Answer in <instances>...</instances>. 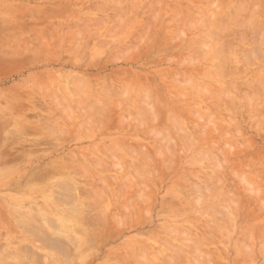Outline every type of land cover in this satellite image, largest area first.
<instances>
[{"label":"rangeland","instance_id":"rangeland-1","mask_svg":"<svg viewBox=\"0 0 264 264\" xmlns=\"http://www.w3.org/2000/svg\"><path fill=\"white\" fill-rule=\"evenodd\" d=\"M263 87L264 0H0V264H264Z\"/></svg>","mask_w":264,"mask_h":264},{"label":"bare ground","instance_id":"bare-ground-1","mask_svg":"<svg viewBox=\"0 0 264 264\" xmlns=\"http://www.w3.org/2000/svg\"><path fill=\"white\" fill-rule=\"evenodd\" d=\"M88 1H89V0H88ZM254 1H255V0H254ZM72 2H73V1H72ZM74 2H75V1H74ZM74 2H73V3H74ZM209 2H210V0H209ZM85 3H87V2H85ZM88 3H89V2H88ZM111 3H112V2H111ZM116 3H117V2H116ZM132 3H133V2H132ZM241 3H242L241 5L244 4L243 2H241ZM96 4H97V3H96ZM83 5H84V4H83ZM94 5H95V3H93V7H94ZM97 5H99V4H97ZM134 5H135V3H134ZM237 5H238V4H237ZM251 5H252V4H251ZM255 5H256V4H255ZM102 6H103V5H102ZM102 6H101V9H102ZM144 6H145V5H143V7H144ZM238 6H239V5H238ZM87 7H88V5H87ZM98 7H99V6H98ZM107 7H110V6L107 5ZM107 7H106V9L109 10ZM115 7H116V6H115ZM137 7H138V6H137ZM143 7H142V9H143ZM251 7H252V6H250V8H251ZM63 8H64V7H63ZM83 8H84V7H83ZM85 8H86V5H85ZM88 8H89V7H88ZM99 8H100V7H99ZM112 8H113V7H112ZM112 8H111V9H112ZM116 8H117V7H116ZM128 8H129V7H128ZM135 8H136V7H135ZM255 8H256V7H255ZM66 9H68V8H66ZM106 9H105V6H104V10H106ZM117 9H118V8H117ZM136 9H137V8H136ZM144 9H145V7H144ZM144 9H143V10H144ZM193 9H194V8H193ZM193 9H192V10H193ZM243 9H244V8H243ZM102 10H103V9H102ZM128 10H129V9H128ZM137 10H138V9H137ZM248 10H249V9H248ZM250 10H251V9H250ZM253 10H256V9L253 8ZM253 10L251 11V13H254ZM119 11H120V10H118V11H116V12H119ZM129 11H130V10H129ZM241 11H242V9H241ZM42 12H43L42 14H41V12H40L41 15L44 14V10H43ZM120 12H121V11H120ZM130 12H131V11H130ZM136 12L139 13V11H136ZM141 12H142V11H141ZM45 13H46V12H45ZM152 13H153V12H152ZM176 13H178V11H177ZM119 14H122V13H119ZM139 14H140V13H139ZM108 15H109V14H108ZM127 15H130V14H127ZM153 15H154V14H153ZM183 15H185V14H183ZM114 16H115V15H114ZM114 16H113V17H114ZM175 16L177 17V15H175ZM178 16H179V15H178ZM64 17H65V16H64ZM105 17H106V16H105ZM115 17H117V16H115ZM115 17H114V18H115ZM160 17L163 18V16H160ZM160 17H159V19H160ZM184 17H185V16H184ZM184 17H183V18H184ZM240 17H241V16H240ZM240 17H239V18H240ZM108 18H109V17H108ZM121 18H123V17H121ZM121 18L119 17V20H121ZM129 18H130V17H129ZM153 18H155V17H152V16H151V19H153ZM177 18H178V17H177ZM177 18H176V19H177ZM222 18H224V20H225V17H224V16H222L221 19H222ZM65 19H68V17L65 18ZM106 19H107V17L105 18V22H106ZM95 20L97 21L96 18H95ZM109 20H113V18H111V19H109ZM179 20H180V18H179ZM184 20H185V19H184ZM218 20H219V19H218ZM244 20H245V19H244ZM244 20H243V21H244ZM100 21H101V23H103V20H99L98 22H100ZM159 21H160V20H159ZM163 21H164V20H163ZM177 21H178V20H177ZM177 21H176V22H177ZM222 21H223V19H222ZM222 21H221V22H222ZM82 22H83V20H82ZM84 22H85V20H84ZM98 22H94L93 24L96 25V23H98ZM148 22H150V21H148ZM165 22H167V21H165ZM178 22H179V21H178ZM218 22H219V21H218ZM119 23H120V21H119ZM174 23H175V21H174ZM235 23H237V22H235ZM98 24H99V23H98ZM237 24H238V23H237ZM239 24H240V23H239ZM244 24H245V23H244ZM252 24H253V22H252ZM61 25H62V24H61ZM82 25H83V24H82ZM88 25L90 26V24H88ZM116 25H119V24L116 23ZM147 25H149V24L147 23ZM147 25H146V26H147ZM224 25H225V23H224ZM224 25L222 24V27H223ZM55 26H56V25H55ZM84 26H86V23L84 24ZM119 26H120V25H119ZM146 26H145V28H146ZM172 26H174V25H172ZM236 26H237V25H236ZM244 26H245V25H244ZM49 27H50V26H49ZM115 27H116V26H115ZM148 27H149V26H148ZM253 27H254V25H253ZM56 28H57V27H56ZM60 28H61V27H60ZM224 28L226 29V26H224L223 28H221V30L224 29ZM48 29H49V28H48ZM48 29H47V30H48ZM57 29H58V28H57ZM65 29H66V27H65ZM146 29H147V28H146ZM146 29H145L144 31H146ZM148 29H151V28H148ZM148 29H147V31H148ZM225 29H224V30H225ZM247 29H248V28H247ZM247 29H246V30H247ZM249 29H250V28H249ZM249 29H248V30H249ZM49 30L51 31V28H50ZM240 30H241V29H240ZM63 31H64V30H63ZM66 31H67V30H66ZM147 31H146V32H147ZM149 31H151V30H149ZM149 31H148V32H149ZM233 31H234V30H233ZM233 31H232V32H233ZM250 31L252 32V29H251ZM47 32H49V31H47ZM51 32H52V31H51ZM54 32H55V31H54ZM139 32H141V31L139 30ZM146 32H142V33H145V35H146ZM148 32H147V33H148ZM151 32H152V31H151ZM62 33H63V32H62ZM149 33H150V32H149ZM236 33H237V32H236ZM236 33H235V34H236ZM239 33H240V31H239ZM239 33H237V34H239ZM140 34H141V33H140ZM223 34H224V33H223ZM63 35H64V34H63ZM145 35H144V36H145ZM226 35H227V34H226ZM240 35H241V34H239V35H237V36L239 37ZM41 36H42V35H41ZM64 36H65V35H64ZM229 36H230V35H229ZM237 36H236V37H237ZM42 37H43V36H42ZM46 37L48 38V35H47ZM62 37H63V36H62ZM62 37H61V38H62ZM137 37H138V38H136V39H140V38H142V37L139 38V36H137ZM145 37H148V36H145ZM238 37H237V38H238ZM241 37H243V35H242ZM61 38H60V40H59L58 42L61 41ZM148 38H149V37H148ZM148 38H147V41H150V39L148 40ZM33 39H34V38H32V40H33ZM38 39H40V38H38ZM41 39H42V38H41ZM143 39H144V38H143ZM145 39H146V38H145ZM145 39H144V40H145ZM231 39H234V38L231 37ZM240 39H241V38H240ZM141 40H142V39H141ZM141 40H138V41H139V42H138L139 44H140V41H141ZM225 40H226V39H225ZM76 41H78V40H76ZM131 41H132V40H131ZM170 41H172V40H170ZM223 41H224V40H223ZM230 41H231V40H230ZM230 41H228V42H230ZM241 41H242V39H241ZM38 42H39V41H38ZM58 42H55V44L58 43ZM145 42H146V40H145ZM228 42H227V43H228ZM233 42H234V41H233ZM233 42L231 41V44H232ZM30 43H31V45H35V44L32 43V41H31ZM108 43H109V41H108ZM138 43H137V44H138ZM225 43H226V41H225ZM225 43H224V45H225ZM59 44L61 45V43H58V45H59ZM130 44L132 45V43H130ZM137 44H136V45H137ZM139 44H138V45H139ZM133 45H134V44H133ZM136 45H135V46H136ZM147 45H148V44H147ZM222 45H223V44H222ZM235 45H236V44H235ZM37 46H38V45H37ZM167 46H168V45H167ZM231 46H232V45H231ZM131 47H133V46H131ZM229 47H230V46H229ZM237 47H238V46H237ZM237 47H236V48H237ZM126 48H127V47H126ZM128 48H129V47H128ZM142 48H143V47H142ZM236 48H235V49H236ZM57 49L59 50V48H57ZM130 49H131V48H130ZM224 49H225V48H224ZM230 49H231V48H230ZM238 49H239V51H240V48H238ZM58 50H57V51H58ZM135 50H136V48H135ZM135 50H134V51H135ZM236 50H237V49H236ZM51 51H52V50H51ZM55 51H56V50H55ZM121 51H122V50H121ZM125 51H126V50H125ZM125 51H123V53H124ZM128 51H129V50H128ZM223 51H225V50H223ZM237 51H238V50H237ZM126 52H127V51H126ZM127 53H128V52H127ZM56 54H57V53H56ZM58 54H59V52H58ZM84 54H85V53H84ZM84 54H83V55H84ZM101 54H102V53H101ZM103 54H104V53H103ZM115 54H116V53H115ZM124 54H125V53H124ZM124 54H123V55H124ZM226 54H227V52H226ZM118 55L121 56V54H118ZM98 57H99V56H98ZM98 57H97V58H98ZM101 57H102V56H101ZM82 58H83V57H82ZM106 58H107V57H106ZM111 58L113 59V57H111ZM118 58H119V57H118ZM171 58H172V57H171ZM98 59H99V58H98ZM229 59H230V58H229ZM240 59H241V58H240ZM108 60H109V59H108ZM170 60H172V59H170ZM241 60H242V59H241ZM172 61H173V60H172ZM229 61H230V60H229ZM151 62H152V61H151ZM153 62H154V61H153ZM225 64H226V63H225ZM226 65H227V67H228V63H227ZM223 67H224V66H223ZM223 67H221V68L223 69ZM224 68H225V67H224ZM226 69H227V68H226ZM226 69H225V70H226ZM233 69H234V68H233ZM223 70H224V69H223ZM228 70H230V68H229ZM231 70H232V68H231ZM223 72H224V71H223ZM225 72H227V71H225ZM225 72H224V73H225ZM229 72H230V71H229ZM229 72H228V73H229ZM231 72H232V71H231ZM223 76H224V74H223ZM230 76H231V74H230ZM225 78H227L226 75H225ZM105 80H106V79H105ZM223 80H224V79H223ZM149 81H150V80H149ZM105 82H106V81H105ZM99 83H100V82H99ZM118 83H119V82H118ZM234 83H235V82H234ZM81 84H82V83H81ZM122 84H123V83H122ZM145 84H146V83H145ZM235 84H236V83H235ZM97 85H98V84H97ZM100 85H101V84H100ZM105 85L107 86V83H106ZM105 85H104V86H105ZM151 85H152L151 90H153V87H154V86H153V84H151ZM244 85H245V86H246V85L248 86L249 84H244ZM65 86H66V85H65ZM102 86H103V85H102ZM102 86H100V87H102ZM118 86H119V85H118ZM118 86H117V87H118ZM232 86H233V85H232ZM92 87H93V86H92ZM125 87H127V86L125 85ZM125 87H124V88H125ZM249 87H250V86H249ZM118 88H119V87H118ZM132 88H133V86L131 87V90H132ZM147 88H148V87H147ZM234 88H237V87H235V85H234ZM263 88H264V87H263ZM105 89H106V87H105ZM155 89H156V88H155ZM252 89H253V88H252ZM81 90H82V88H81ZM114 91H115V90H114ZM133 91H134V90H133ZM144 91H145V90H144ZM115 92H116V94H117V91H115ZM124 92H125V90H124ZM124 92H123V93H124ZM128 93H129V92H128ZM141 93H142V92H141ZM148 93H149V92H148ZM148 93H145V94L147 95ZM130 94H131V92L129 93V95H130ZM99 95H100V94H99ZM121 95H122V94H121ZM121 95H120V96H121ZM152 95H153V94H152ZM105 97H108V96H105ZM153 97H155V96H153ZM123 98H124V97H123ZM84 99H85V98H83V100H84ZM107 99H108V98H107ZM144 99H146V98H144ZM61 100H62V99H61ZM63 100H64V99H63ZM63 100H62V102H63ZM69 100H70V99H68V101H69ZM99 100H100V99H99ZM131 100H133V102H134V99H133V98H131ZM131 100H130V101H131ZM147 100H148V99H147ZM153 100H154V98H153ZM53 101H54V100H53ZM137 101H138V100H137ZM216 101H217V100H216ZM216 101H215V102H216ZM62 102H61V103H62ZM82 102H83V101H82ZM90 102H91V101H90ZM102 102H103V101H102ZM133 102H132V103H133ZM49 103H50V102H49ZM58 103H60V102H58ZM58 103L56 102V105H57V106H58ZM132 103H131L130 105H132ZM216 103H217V102H216ZM218 103H219V102H218ZM46 104H47V103H46ZM87 104H89L88 106L90 107L91 104H90V103H87ZM151 104H154V105H155V102H154V103L151 102ZM213 104H214V102H213ZM213 104H212V105H213ZM59 105H60V104H59ZM80 105H82V103H81ZM117 105H118V104H117ZM121 105H122V104H121ZM121 105H120V107H119V106H117V107L121 108ZM158 105H159V104H158ZM214 105H216V104H214ZM57 106H56V107H57ZM66 106L68 107V106H70V105H66ZM76 106H77V105H76ZM105 106H106V105H105ZM207 106H208V105H207ZM77 107H78V106H77ZM106 107H107V106H106ZM108 107H109V106H108ZM209 107L211 108V106H209ZM94 108H95V107H94ZM111 108H113V107H111ZM115 108H116V107H115ZM115 108H114V109H115ZM138 108H139V107H138ZM210 108H209V109H210ZM217 108H218V107H217ZM65 109H67V108L65 107ZM71 109H73V108H71ZM82 109H83V108H82ZM123 109H124V107H123ZM62 110H63V109H61V111H62ZM68 110H69V109H68ZM73 110L76 111L75 108H74ZM80 110H81V109H80ZM97 110H98V109H97ZM109 110H110V109L108 108V112H109ZM213 110H214V109H213ZM47 111H48V113L51 112L49 109H48ZM49 111H50V112H49ZM63 111H64V110H63ZM69 111H70V110H69ZM69 111H68V115H65V118H66L67 116L70 115L71 111H70V113H69ZM83 111H84V109H83ZM88 111H90V110H88ZM95 111H96V110H95ZM102 111H104V110H102ZM106 111H107V110H106ZM106 111H105V112H106ZM207 111H208V110H207ZM108 112H106V114H104V115L106 116V115L108 114ZM110 112H111V111H110ZM112 112H113V111H112ZM96 113H97V111H96ZM103 113H104V112H103ZM132 113H133V112H132ZM66 114H67V113H66ZM71 114H72V113H71ZM97 114H98V117H99V116H100L99 113H97ZM97 114L95 115V118H96ZM100 114H101V110H100ZM58 115H59V114H58ZM58 115H57V116H58ZM93 115H94V114H93ZM104 115H103V117H104ZM127 115H129V114H127ZM153 115H154V114H153ZM40 116H41V115H40ZM55 116H56V115H55ZM90 116H92V114H91ZM129 116H130V115H129ZM155 116H156V115H155ZM51 117H52V116H51ZM69 117H70V116H69ZM123 117H124V116H123ZM71 118H72V117H71ZM105 118H107V117H105ZM105 118H104V121H105ZM47 119H48V118H46V121H48ZM55 119H56V118H55ZM66 119H67V118H66ZM97 119H99V118H97ZM107 119H108V118H107ZM121 119H122V118H121ZM124 119H125V118H124ZM124 119H122L123 122H124ZM126 119H127V118H126ZM154 119H155V117H154ZM49 120H50V119H49ZM52 120H53V121H52ZM89 120H92L91 117L89 118ZM118 120H119V119H118ZM122 120H121V121H122ZM51 121L54 122V117L51 119ZM51 121H49V122H51ZM101 121H102V120H101ZM128 121H129V119H128ZM62 122H63V121H62ZM62 122H61V123H62ZM64 122H65V120H64ZM96 122H97V121H96ZM98 122H99V121H98ZM123 122H122V124H123ZM40 123H41V122H40ZM116 123H117V122H116ZM82 124H83V123H82ZM97 124H99V123H96V125H97ZM75 125H76V124H75ZM78 125H81V124L78 123ZM120 125H121V123H120ZM132 125H133V124H132ZM121 126H122V125H121ZM123 126H124V125H123ZM77 127H79V126H76L75 128H77ZM130 128H132V127H130ZM78 129H79V128H78ZM117 129H118V128H117ZM97 130H98V128H97ZM97 130H96V131H97ZM129 131H130V130H129ZM54 138H55V137H54ZM101 147H102V146H101ZM123 147H125V146H123ZM61 149H62V148H61ZM89 149H91V148H89ZM125 149H126V148H125ZM82 150H83V149H82ZM102 150H103V149H102ZM109 150L112 151L111 148H110ZM127 150H128V149H126V152L129 151V150H128V151H127ZM85 151H86V150H85ZM88 151H89V150H88ZM88 151H87V152H88ZM104 151H105V150H104ZM145 151H146V150H145ZM91 152H94V151L91 150ZM105 152H106V151H105ZM107 152H108V150H107ZM107 152H106V153H107ZM131 152H132V151H131ZM133 152H134V151H133ZM136 152H137V151L135 150V153L132 154V155L137 154ZM68 153H69V152H68ZM88 153H89V156H90V152H88ZM88 153H85V154H88ZM106 153H105V154H106ZM92 154H93V153H92ZM108 154H109V153H108ZM108 154H107V156H109ZM130 154H131V153H130ZM141 154H142V153H141ZM143 154H144V151H143ZM143 154H142V155H143ZM145 154H146V153H145ZM69 155H70V154H69ZM72 155H73V154H72ZM92 156L94 157V155H92ZM92 156H91V157H92ZM136 156H137V155H136ZM72 157L74 158V156H72ZM95 157H96V156H95ZM142 157H146V158L148 159L147 155H146V156L143 155V156H141L140 158L142 159ZM99 158H100V157H99ZM149 158H150V157H149ZM65 160H66V158H65ZM74 160H75V159H74ZM96 160H97L96 162H95L94 160H93V161H94L95 163H98V162H99L98 160H100V159H98V157H97ZM102 160H103V159H102ZM88 161H89V159H88ZM141 161H142V160H141ZM69 162H72V161H69ZM73 162H74V161H73ZM91 162H92V161H91ZM103 162H104V161H103ZM105 162H106V161H105ZM118 162H119V161H118ZM100 163H101V165H102V162H100ZM143 163H144V162H143ZM143 163H142V164H143ZM138 165H139V164H138ZM122 166H123V165H122ZM122 166H120V167H122ZM142 166H143V165H142ZM50 167H51V166H50ZM104 167L106 168V166H104ZM107 167H108V166H107ZM124 167H125V166H124ZM148 167H149V166H148ZM150 167H151V166H150ZM51 168H52V167H51ZM125 168H126V167H125ZM137 168H138V166H137ZM139 168H140V165H139ZM141 168H142V167H141ZM143 168H145V167H143ZM143 168H142V169H143ZM49 169H50V168H49ZM126 169H127V168H126ZM126 169H125V170H126ZM135 169H136V168H135ZM106 170H107V169H105V170H103V171H106ZM143 170H145V169H143ZM150 170H151V168H150ZM57 171H58V170H57ZM100 171H101V170H100ZM103 171H102V172H103ZM148 171H149V169H148ZM52 172H53V171H52ZM75 172H76V171H75ZM83 173L85 174V172H83ZM83 173H80V174H83ZM126 173H127V172H126ZM56 174H57V173H56ZM128 174H129V172H128ZM85 175H86V174H85ZM92 175H93V174H92ZM136 175H137V173H136ZM86 176H87V175H86ZM104 176H105V175H104ZM126 176H128V175H126ZM126 176H125V177H126ZM134 176H135V175H134ZM102 177H103V176H102ZM106 177H107V176H106ZM125 177H124V178H125ZM129 177H130V175H129ZM132 177H133V176H132ZM132 177H131V178H132ZM112 178H113V177H112ZM116 178H117V177H116ZM122 178H123V177H122ZM126 178H127V177H126ZM126 178H125V179H121V180H124L123 183H124V182L127 183ZM134 178H135V177H134ZM138 178H141V177L138 176ZM42 179H43V178H42ZM88 179H89V177H88ZM118 179H119V178H118ZM97 180H99V179H97ZM97 180H96V181H97ZM108 180H109V179H108V177H107L106 182H107ZM111 180H112V179L110 178V181H111ZM119 180H120V179H119ZM119 180H118V181H119ZM136 180H137V182H138V179H136ZM100 181H101V180H100ZM110 181H109V183H107V184L112 185L114 179L111 181L112 184H111ZM115 181H116V180H115ZM115 181H114V182H115ZM132 181H133V180H132ZM90 182H92V181H90ZM103 182H104V181H103ZM119 182L122 183L121 181H119ZM86 183L88 184L87 181H86ZM101 183H102V182H101ZM126 183H125V184H126ZM67 184H68V182H67ZM69 184H70V183H69ZM87 184H86V185H87ZM89 184H90V183H89ZM92 184H93V186H94V183H92ZM92 184H91V185H92ZM97 184H99V185L101 186L100 183H97ZM102 184H103V183H102ZM105 184H106V183H105ZM105 184L102 185L101 187H103V186H107V184H106V185H105ZM75 185H76V184H75ZM99 185H98V187H99ZM123 185H124V184H123ZM127 185H128V184H127ZM136 185H137V184H136ZM139 185H140V183H139ZM69 186H70V185H69ZM69 186H68V187H69ZM71 186H72V185H71ZM116 186H117V185H116ZM120 186H121V184H120ZM137 186H138V185H137ZM98 187H97V188H98ZM107 187H108V186H107ZM121 187H122V186H121ZM124 187H125V186H124ZM138 187H140V186H138ZM76 188H78V187H76ZM93 188H94V187H93ZM95 188H96V187H95ZM103 188H104V187H103ZM105 188H106V187H105ZM105 188H104V189H105ZM119 188H120V187H119ZM135 188H137V187L135 186ZM73 189H74V186H73ZM98 189H99V191L101 190L100 188H98ZM108 189H109V188H108ZM108 189H105V190H107V192H108V191H109ZM117 189H118V186H117ZM120 189H121V188H120ZM120 189H119V190H120ZM71 190H72V189H71ZM82 190H83V189H81V191H82ZM74 191H75V190H74ZM79 191H80V189H79ZM83 191H84L85 193L87 192V191H85V190H83ZM88 191H89L90 194H91V191H90V190H88ZM101 191H102V190H101ZM101 191H100V192H101ZM76 192H77V190H76ZM76 192H75V193H76ZM84 192H83V193H84ZM118 192H119V191H118ZM57 193H58V192H57ZM87 193H88V192H87ZM98 193H99V192H98ZM98 193H97V194H98ZM101 193H102V192H101ZM101 193H100V195H99V194H98V195L101 196ZM103 193H104V192H103ZM77 194L79 195V193H77ZM80 194H81V192H80ZM92 194H93V193H92ZM107 194H108V193H107ZM109 194H110V191H109ZM114 194H116V193H114ZM117 194L119 195V193H117ZM59 195H60V194H59ZM85 195H86V194H85ZM102 195H103V194H102ZM73 197H75V195H74ZM117 197H118V196H117ZM123 197H124V196H123ZM97 198H99V197H97ZM59 199H60V198H59ZM100 199H101V198H100ZM102 199H103V198H102ZM109 199H111V197H110ZM60 200H61V199H60ZM96 200H97V199H96ZM98 200H99V199H98ZM111 200H112V199H111ZM132 200H133V199H132ZM128 201H129V200H127V202H128ZM142 201H143V200H142ZM112 202H114V201H112ZM117 202H118V201H117ZM117 202H116V204H117ZM127 202H126V203H127ZM135 203H138V201L135 202ZM148 203H149V202H148ZM150 203H151V202H150ZM90 204H91V203H90ZM90 204H88V205H90ZM129 204H130V203H129ZM140 204H141V203H140ZM92 205H94V204L92 203ZM131 205H132V204H131ZM129 206H130V205H129ZM129 206H128V207H129ZM140 206H141V205H140ZM84 207H85V206H84ZM121 208H122V207H121ZM121 208H120V209H121ZM139 208H140V207H139ZM125 209H127V208H125ZM134 209H135V208H134ZM134 209H132V210H134ZM69 210H70V209H69ZM129 210H130V209H129ZM135 210H136V209H135ZM90 211H91V210H90ZM90 211H89V212H90ZM130 211H131V210H130ZM84 212H85V211H84ZM86 212H87V211H86ZM89 212H88V213H89ZM124 212H125V211H124ZM131 212H132V211H131ZM134 212H135V211H134ZM134 212H132V214H133ZM126 213L128 214V212H126ZM93 214H94V213H93ZM114 214H115V213H114ZM136 214H137V213H136ZM115 215H116V214H115ZM124 215H125V213H124ZM2 216H3V215H2ZM119 216H120V215H119ZM121 216H122V215H121ZM121 216H120V217H121ZM113 217H114V215H113ZM120 217H119V219H120ZM124 217H126V216H124ZM116 218H117V217H116ZM133 218H135V215H133ZM122 219H123V218H122ZM64 220H67V219H63L62 221H61V220H60V221L63 222ZM88 220H89V219H88ZM88 220H87V221H88ZM93 220H94V219H93ZM131 220H132V219H131ZM98 221H99V219H98L96 222H98ZM100 221H101V220H100ZM126 221L128 222V220H126ZM64 222H65V221H64ZM89 222H90V220H89ZM133 222H134V221H133ZM75 223H76V222H75ZM83 223H84V222H83ZM62 224H63V223H62ZM65 224H67V223H65ZM95 224H96V223H95ZM95 224H94V226H95ZM103 224H104V223H103ZM114 224H115V222H114ZM121 224H122V223H121ZM126 224H127V223H126ZM128 224H129V223H128ZM84 225H85V224H84ZM92 225H93V224H92ZM96 225H98V224H96ZM60 226H61V225H60ZM80 226H81V225H80ZM88 226H89V225H88ZM115 226H116L115 228H117V226L119 227V225H117V224H116ZM68 227H70V226H68ZM103 227H104V226H103ZM87 228H88V227H87ZM127 228H128V227H127ZM71 229H72V228H71ZM113 229H114V228H113ZM57 230H58V229H57ZM85 230H86V229H84V231H85ZM117 230H118V229H116V231H117ZM54 231H55V230H54ZM67 231H68V230H67ZM72 231H73V230H72ZM75 231H76V230H75ZM64 232H65V231H64ZM87 232H88V231H87ZM66 233H67V232H66ZM93 233H94V232H93ZM95 234L97 235V233H95ZM86 236H87V235H86ZM60 237H61V236H60ZM96 237H97V236H96ZM101 237H103V236H101ZM44 239H45V238H44ZM61 242H62V241H61ZM81 242H82V241H81ZM44 243H45V242H44ZM53 243H54V242H53ZM65 243H66V242H65ZM65 243H64V244H65ZM74 243H75V242H74ZM74 243H72V244H74ZM81 245H82V244H81ZM46 246H47V245H46ZM62 247H63V246H62ZM73 247H74V246H73ZM78 247H79V246H78ZM49 248H50V247H49ZM52 248H54V246H53ZM59 248H60V247H59ZM63 248H64V247H63ZM61 249H62V248H61ZM61 249H60V250H61ZM79 249H80V248H79ZM64 250H65V249H64ZM70 250H71V249H70ZM58 251H59V250H58ZM58 251H57V253H59ZM51 252H52V251H51ZM53 252H54V251H53ZM127 252H128V251H127ZM57 253H54V254H57ZM63 253H64V252H63V250H62V252L59 253L61 256H59L58 254H57V255H58L59 257H63V255L65 254L64 256L67 257L66 252H65L64 254H63ZM71 253H72V252H71ZM73 253H74V252H73ZM50 254H51V253H50ZM54 254H53V255H54ZM57 255H55V256H53V257L56 258V257H58ZM68 255H70V254H68ZM50 257H51V255H50ZM51 258H52V257H51ZM63 258H65V257H63ZM63 258H62V260H63ZM122 258H123V257H122ZM49 259H50V258H49ZM52 259H54V258H52ZM55 260H57V259H55ZM60 260H61V259H60ZM62 260H61V262H62ZM69 260H70V259H69ZM71 260H72V259H71ZM34 261H35V260H33V262H34ZM48 261H49V260H48ZM57 261H59V260H57ZM57 261H55V262H57ZM55 262H54V263H55ZM61 262H58V264L61 263ZM54 263H53V264H54ZM147 263L150 264V261L148 262V260H147ZM47 264H48V263H47ZM55 264H56V263H55Z\"/></svg>","mask_w":264,"mask_h":264}]
</instances>
